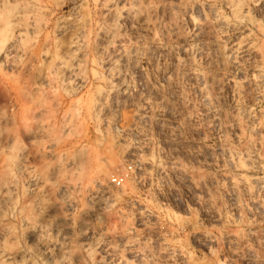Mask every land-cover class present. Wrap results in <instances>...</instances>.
<instances>
[{"label": "rangeland", "instance_id": "obj_1", "mask_svg": "<svg viewBox=\"0 0 264 264\" xmlns=\"http://www.w3.org/2000/svg\"><path fill=\"white\" fill-rule=\"evenodd\" d=\"M120 2L0 0V264H264V0Z\"/></svg>", "mask_w": 264, "mask_h": 264}, {"label": "bare ground", "instance_id": "obj_2", "mask_svg": "<svg viewBox=\"0 0 264 264\" xmlns=\"http://www.w3.org/2000/svg\"><path fill=\"white\" fill-rule=\"evenodd\" d=\"M119 2H120V0H119ZM121 3V2H120ZM119 3V4H120ZM34 9H35V11H38V15H40V12H42V11H44V9H45V7L44 6H42V5H39V6H37L36 8L34 7ZM33 10V9H32ZM34 15H36L37 16V13L36 14H34ZM23 17V16H22ZM34 17L35 16H33V18L32 19H34ZM37 17H39V16H37ZM36 18V17H35ZM191 20L192 21H194V17H191ZM15 21H17V18H16V20ZM20 21V20H19ZM18 22V21H17ZM32 22H33V20H32ZM65 22H67V21H65L64 20V22H60L61 24H58V26H57V29H63L64 28V26H65ZM36 23V22H35ZM34 23V24H35ZM22 24V23H21ZM28 24V23H27ZM18 25V24H17ZM24 25V24H23ZM35 25H37V24H35ZM67 25V24H66ZM19 26H21V25H19ZM27 26V25H26ZM29 26V25H28ZM32 26V25H31ZM31 26L29 27V29L31 28ZM66 27V26H65ZM23 28V27H22ZM35 27H32V29L33 30H35L34 29ZM26 29V28H25ZM27 30V29H26ZM22 33V32H21ZM11 35V34H10ZM9 35V36H10ZM113 36V35H112ZM20 37V36H19ZM8 38H10V37H7V39ZM14 38V37H13ZM103 38H105L106 40H108V42L111 40V36H109L108 34H104L103 35ZM7 39H3V43H2V47H5V48H8L9 46H12V44H11V42H13V41H15V40H12L11 42H10V40H9V44L7 43L8 41H7ZM21 39V38H20ZM104 39V40H105ZM248 39V38H247ZM105 40V41H106ZM249 42L248 43H250V40H248ZM17 42V41H16ZM15 42V43H16ZM14 43V44H15ZM247 43V44H248ZM11 44V45H10ZM14 44H13V46H14ZM250 44H252V43H250ZM250 44L248 45L249 47H250ZM9 45V46H8ZM17 45V44H16ZM8 46V47H7ZM12 46V47H13ZM1 47V48H2ZM247 47V46H246ZM9 48H11V47H9ZM26 49V48H25ZM238 49H241V47H238L237 48V50ZM28 50V49H27ZM28 53V52H27ZM262 56H264V52H263V54H262ZM93 63H94V66H98V63L96 62V61H93ZM100 65V64H99ZM77 66V65H76ZM69 67H71V66H69ZM73 67V66H72ZM71 67V68H72ZM100 67V66H99ZM73 68H75V67H73ZM65 69H67V68H65ZM68 70H70V69H68ZM94 70V69H93ZM74 69H73V73H74ZM95 73V71H93V74ZM97 73H95L94 75L95 76H97L96 75ZM98 77V76H97ZM101 78V77H100ZM99 78V79H100ZM102 79V78H101ZM256 81V80H255ZM234 83V82H233ZM234 85H235V87H236V85H238L236 82L234 83ZM233 85V86H234ZM232 86V87H233ZM239 87V86H238ZM237 87V88H238ZM100 107V106H99ZM75 116V115H74ZM22 119V118H21ZM3 131V130H2ZM7 133V132H6ZM9 133V132H8ZM7 133V134H8ZM13 133V134H12ZM10 135L8 134V136L7 137H9V136H12L11 138H7L6 140H5V137H3L2 139L3 140H5V143L3 144L2 143V140H1V142L0 143H2L3 145H1L0 144V201H2V202H7L8 201V203H9V201H11L12 199H11V195L14 193V192H16L17 191V189H18V183H19V179H20V177H21V175H23V177H25V179H26V181L29 183V184H31L32 186H34L35 187V189L33 188V187H31L30 188V190H29V194L32 196L31 198H33L35 195H37V194H39V193H41V192H39V189L41 188V189H44V191H43V193H45V192H47V193H51L52 191H53V189H55L53 186V188L51 187V185H53V184H51V182H49V180H47L46 179V176L47 175H45L44 174V172L41 170L40 171V169H39V171H38V174H37V169H36V166H35V168H33L32 167V169H30L29 170V166L31 165V166H33L32 165V163L30 162V160L28 159V157L27 156H24L23 155V153L22 152H20L17 148H15L16 147V143H18L17 141V139H19V138H16V135H14V132H12ZM2 134V133H1ZM5 134V133H4ZM3 134V135H4ZM15 134H18V132L17 133H15ZM6 135V134H5ZM18 136H20V133H19V135ZM15 149H17V150H15ZM16 151V152H18L19 151V153H21V154H17V153H15L16 155H14L13 153V151ZM49 152H50V150H49ZM235 156V155H234ZM234 156H232L231 154L229 155V158L227 159V161L228 162H230V163H234V164H237V163H240V161H239V159L237 160V158L236 157H234ZM246 156H247V158H248V163L246 164V165H253V164H255L257 161H255V159H253L252 158V156L250 155V154H246ZM34 164V163H33ZM35 165V164H34ZM43 168V167H42ZM34 169H36V172L34 171ZM45 170V169H44ZM42 172V173H41ZM26 174V176H24ZM97 176L98 177H100V178H96V180L98 179V181H102L101 180V176H100V174L98 173L97 174ZM241 180H244V181H246L247 179L245 178V177H242L241 178ZM27 183V184H28ZM49 184H51V185H49ZM101 184H103V182H101ZM100 184V185H101ZM35 185H37L38 187L40 186V188H37ZM61 185V184H60ZM58 186L57 187V191L58 190H60V188H62L61 186ZM29 188V187H28ZM67 188V187H66ZM63 190V188L60 190V191H62ZM55 191V190H54ZM100 191L103 193V194H107L108 195V193H110L109 192V189L106 187V186H102L101 188H100ZM42 193V194H43ZM14 195V194H13ZM13 197V196H12ZM34 199H36L35 197H34ZM32 201V200H31ZM33 202H34V200H33ZM32 202V203H33ZM11 203V202H10ZM4 231H6V232H10V228L9 227H6V230L4 229ZM6 234V233H5ZM4 236V235H3ZM45 244V243H44Z\"/></svg>", "mask_w": 264, "mask_h": 264}]
</instances>
